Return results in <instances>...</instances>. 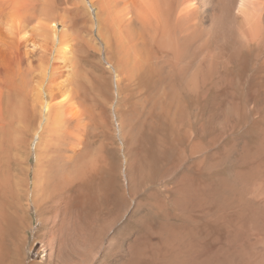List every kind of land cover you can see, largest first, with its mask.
I'll return each instance as SVG.
<instances>
[{
    "label": "bare ground",
    "instance_id": "bare-ground-1",
    "mask_svg": "<svg viewBox=\"0 0 264 264\" xmlns=\"http://www.w3.org/2000/svg\"><path fill=\"white\" fill-rule=\"evenodd\" d=\"M31 207L28 264H264V0H0V264Z\"/></svg>",
    "mask_w": 264,
    "mask_h": 264
},
{
    "label": "rangeland",
    "instance_id": "rangeland-1",
    "mask_svg": "<svg viewBox=\"0 0 264 264\" xmlns=\"http://www.w3.org/2000/svg\"><path fill=\"white\" fill-rule=\"evenodd\" d=\"M31 159H33V156L31 157ZM144 212L145 209L142 208L134 212L131 218L117 230V234L123 237L132 233L137 227L135 220L136 216ZM30 217L32 224L27 230V241L23 249V252L26 256L25 264H28L30 260L39 259L43 255L42 251L38 253V255L37 252L40 246L39 240L42 238L44 232L46 231L44 230L45 228L43 224L38 220L36 211L33 207L30 208ZM102 259L99 261L100 264H112L114 260V254L111 253L110 255H106Z\"/></svg>",
    "mask_w": 264,
    "mask_h": 264
}]
</instances>
